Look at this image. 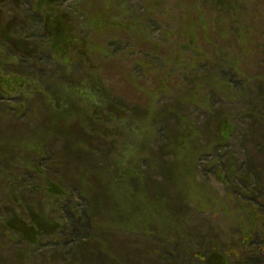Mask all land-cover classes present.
Listing matches in <instances>:
<instances>
[{"label":"rangeland","instance_id":"1","mask_svg":"<svg viewBox=\"0 0 264 264\" xmlns=\"http://www.w3.org/2000/svg\"><path fill=\"white\" fill-rule=\"evenodd\" d=\"M74 1L66 0L64 6L72 8ZM79 1L83 7L90 0ZM96 1L94 9L101 7ZM34 2L0 0V27L10 29L11 22H23L14 27L12 36L39 47L38 55L24 57L0 41V53L15 57L11 62L0 59V70L24 79L12 99L0 96V152H7L5 159L16 158L8 163L0 157V214L3 221L8 217L11 227L8 232L5 225L0 227V264H165L174 250L152 240V231L144 233L147 224L140 223L144 218L148 223L149 216H158L156 232L170 242L176 238L173 230L170 234L160 230H170L174 221L181 220L192 233L218 236L226 245L243 223L256 219V214L264 218V0H123L129 19L125 29L102 34L85 31L89 56L79 57L82 62L74 66L53 61L42 48V23L33 13ZM76 87L98 91L126 112L137 129L130 131V143L150 131V151L146 160H139L137 174L149 173L151 168L155 173L148 184L143 178L132 183L136 194L131 190L123 216L129 223L118 231L102 222L103 203L98 202L100 211H95L79 197L93 186L89 180L86 189L75 181L43 179L48 166L64 178L73 174L84 178L86 165L74 173L73 162L61 160L56 165L48 152L44 160L34 155L39 162L35 168L26 153L16 148L41 133L48 113L44 103L58 93L74 94ZM227 114L228 121L218 119ZM176 120L188 123L185 136L192 135L198 146L192 143L196 151H189L198 185L192 183L195 196L185 200L176 191L181 185L163 182L158 171L169 160L161 148L173 134ZM113 123L107 128L110 138L112 131L118 137L127 133ZM216 123L215 136L216 131L219 136L226 134L222 146L212 138ZM92 141L94 149L109 146L98 138ZM132 156L123 161L120 172L137 170ZM20 157L27 160L21 162ZM254 167L256 173L250 171ZM60 199L75 201V213L67 202L61 206ZM149 200L155 208L144 205ZM63 225L66 231L61 230ZM260 245L254 264H264V242L254 247ZM163 250H168L164 254L168 260L160 259ZM210 264L226 261L220 254Z\"/></svg>","mask_w":264,"mask_h":264},{"label":"trees","instance_id":"2","mask_svg":"<svg viewBox=\"0 0 264 264\" xmlns=\"http://www.w3.org/2000/svg\"><path fill=\"white\" fill-rule=\"evenodd\" d=\"M34 1L33 13L38 15L42 23L45 42L42 48L49 53L53 61L65 66L76 65L81 61L77 60L79 57L85 60L86 58L88 59L90 43L87 36L84 34L85 31L90 30L95 34H102L110 30L125 29V22L129 20L125 15L126 3H124L123 0H119L118 3H116L115 0H99L101 7L98 9H94V5L92 4L97 3L96 0L88 1L83 7H80V1L76 0L71 4L72 8L64 6L66 0ZM29 4L32 5L31 2H29ZM122 6L125 8H122ZM13 22L8 25H11L10 29L6 27L2 28V26L0 27V41H3L5 46L13 48L14 50H12L15 55L20 54L24 57H29L31 54L38 55V46H33L30 42L12 36L14 27L23 24L22 22L16 25V22ZM242 27L245 28V26ZM13 58L15 57L6 58L3 53H0V59L2 61L5 59L11 62ZM20 79L24 80L19 76L5 73L0 70V96L5 100L12 99L16 93L19 92L20 85L23 84V82H19ZM57 89L62 91L59 87ZM98 94V91L92 89L87 90L76 87L74 89V94L67 92L66 94L58 93L54 97L52 96L49 98L50 101L44 103L45 109H48V113H45L46 116L42 120L41 133H38V135L28 143L17 144L18 147L16 148L26 153V157L29 161L28 163L31 167L35 168L39 166V162L34 160V155L42 157L48 152L52 153V161L56 165L58 161L61 160L73 162L76 167L74 173L79 172V168L81 169L82 165H86V168L83 170L84 178L81 176H74V174L72 176L67 175V178H64L59 171L48 166L47 171L43 173L47 177L43 179L48 178L50 181L56 183H60L61 179L62 182L65 181L67 183L68 180L71 182L75 181L77 184L86 185V189L88 187L87 180H89L93 186L87 193L82 191L83 193L81 192L79 197L87 199L86 202L92 204L95 211H100L99 205L103 203L105 207L101 209V211L104 212L102 222L105 223L107 228L114 227V229L118 231L121 230L119 227H124L125 222L123 216L126 206H128L129 203L128 198H130L131 190V194H136V190L133 188L132 183L136 181V184H138V181L143 178V181L148 184L147 181H150L148 178L154 176L155 171L151 172L154 170L153 168L149 169V173L148 171H141L140 174H137L140 169V166H138L139 160H146L148 152L150 151L151 135L150 131L144 136L140 134V138L139 135H136L134 141L130 143V131H133V129L137 130L133 128V122L126 112L117 107L110 98L105 99ZM20 100V102H25L21 98ZM228 117L230 118V114L221 115L218 119L223 118L228 121ZM115 121L117 124H120L123 129H127V133L124 132L118 137L115 131H112V138H110L107 128L109 129L111 125H114L113 122ZM260 124L262 123H258V125ZM187 125L188 123L183 125L181 121L176 120L172 130L173 134L169 137L165 146L161 148L163 155H170L169 160L164 167L158 169L162 175L161 178L163 182L168 179L171 181V183L168 184H173L175 187L181 185V187H176V191H179V194L182 196L181 198L184 200L195 196L196 192L193 187L195 184L198 185L195 175L196 168L194 164L191 167L194 162V156L189 154V151L190 153L196 151L191 144L194 143L197 146V141L192 135L189 137L185 136ZM217 125L216 123L213 126L214 134L212 132V138L214 142H216V146H222L226 142V134L221 132L219 136L218 131H216L215 136ZM222 125L227 126L224 123H222ZM252 128L251 126L250 132L253 131ZM63 132H66L67 135H64ZM107 137L110 140L109 143L106 140ZM95 138L105 141L109 145L108 148H92V139ZM261 142L264 143V135L261 137ZM136 146H138L137 152L134 151ZM190 147H193V150H189ZM56 148L62 150L59 149L54 152L53 149ZM98 150H103V152H98ZM4 153L7 152H0V154H2L0 157L5 159L6 156L3 155L7 154ZM93 154H95L96 157L93 156ZM129 155L134 156H132L135 158L133 165L137 167V170H131L132 173L129 171L126 172L125 170V173H122L120 170L124 167L123 161L126 160ZM42 158L44 160L46 157ZM5 160L8 163H14L16 158L13 156ZM26 160L25 157H20L21 162ZM257 170L256 167L250 169L252 173H256ZM57 172L62 178L59 179L55 177L58 176ZM181 191L185 195H183ZM128 192L129 195L126 197V193ZM88 196H90V198ZM66 202L70 205L72 209L71 212L75 213L73 210L76 209L77 203L70 199H60L61 206H65ZM144 205L149 207V209L152 207L155 208V204L151 201L146 202ZM244 205L245 203L241 204L243 207ZM112 207L115 208V210L111 211ZM248 208H251V206H248ZM4 209H6V207ZM9 213L13 216L12 212ZM150 214L151 213H149V215ZM4 215L6 216V214ZM258 217L259 215L256 214L254 216L256 219L249 220L248 223L247 221L243 223V227L240 226L239 231H236V236H234L227 245L224 244L218 236L212 237L192 233L191 230L183 226L181 220L174 221L172 225V227L174 226L173 229L171 227L170 230L164 228L160 230L163 234H170V231L173 230L176 235L173 242H170L168 237H163L156 232L158 216H149V219L147 218L148 223L145 218L140 223L143 225H145V223L147 224L146 232L144 233L152 231V240L173 248L174 253H169V257L172 258L170 261L168 257L164 255L168 253V250H163V254H160V259L163 258L168 260L165 264H210L211 260L220 254L225 259L226 264H230L229 261L231 264H254L253 260L256 259V254H260L261 245L259 247L254 246H258V244L264 242V218L262 217L259 219ZM2 218L1 215L0 227L1 225H5L6 231L7 229L9 231L11 227L8 225V217L6 221H3ZM73 219H75V217H73ZM113 219L116 220L117 224L112 222ZM126 223L129 222L126 221ZM149 224H151V226ZM94 225L98 227L97 223H94ZM101 225L102 229H106L102 223ZM65 227L66 226L63 225L61 230L66 231ZM101 228L98 227L97 229Z\"/></svg>","mask_w":264,"mask_h":264}]
</instances>
